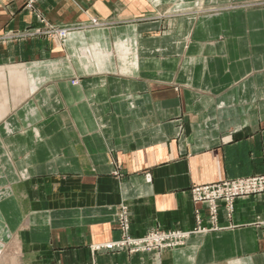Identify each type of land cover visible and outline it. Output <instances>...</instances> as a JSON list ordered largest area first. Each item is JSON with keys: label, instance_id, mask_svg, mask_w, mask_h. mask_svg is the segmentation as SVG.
<instances>
[{"label": "crops", "instance_id": "crops-1", "mask_svg": "<svg viewBox=\"0 0 264 264\" xmlns=\"http://www.w3.org/2000/svg\"><path fill=\"white\" fill-rule=\"evenodd\" d=\"M25 1L0 0V264H264L261 196L212 230L192 194L264 175V0H41L64 42ZM123 220L189 237L107 249Z\"/></svg>", "mask_w": 264, "mask_h": 264}, {"label": "rangeland", "instance_id": "rangeland-1", "mask_svg": "<svg viewBox=\"0 0 264 264\" xmlns=\"http://www.w3.org/2000/svg\"><path fill=\"white\" fill-rule=\"evenodd\" d=\"M40 1L41 0H26L25 1L24 8L26 10H28L29 12L34 13L37 16V19L41 23L40 27H36V28H33L32 30L27 31L28 33L26 35L29 36V37H37V36L49 37L51 39H57L60 42H64L67 39L68 35L70 34L72 28H69V27H56V26L49 25L45 21L43 16H41V14L38 13V4H39ZM235 2H237V1H235ZM245 2H246V0L240 1V3H245ZM229 3H231V2H227V4H229ZM9 67H12V65H7V64L1 65L0 64V75H2L1 76L2 80H0V82L1 83L3 82L4 85L6 84L5 87H3L2 85L0 86V93L4 92V96H5L4 100L5 101H11V99L9 97H7V95H6L7 94L6 93L7 84L8 83L12 84L13 82L16 83V81H13V80H10V79L4 80V78H8L9 77V75H8V73L10 72ZM259 178L264 180V175L247 177V178H239V179H234V180H225V181H222V182H219V183H215V184L196 186L195 188L192 189V194L194 196L195 201L197 203H202V204L206 205L207 216H208V219H209L210 224H211L210 228L212 230L216 229V227H217L220 204L224 205V207H225V209H226V211L228 213V216L231 217L233 212H234V204H235V201L237 199L244 198V197H249V196H261L263 198V202H264V190L260 191V192H256V193H251V194H248V195H245V196L236 197L232 201L231 205L225 199L220 200L218 202L217 215L216 214L214 215V211L211 209L210 200H208V199L205 200L204 199V201H198L197 198H196L197 196H196L195 192L198 189L211 188V187H214L216 185H221V184H225V183H233V182L238 181V180L259 179ZM201 213H202L201 210H198V212H196V216L199 217L197 219V230H195L196 232H199V231L200 232H204L205 230H209L210 229L207 226H204L203 220L201 218ZM215 217H216V219H215ZM125 221L126 220H123V230H125L124 237L121 240H119V241L113 242L114 245L119 243V244H121V246L115 245L113 248L110 249V248L107 247V249H109V250H113V249H116V250L130 249L132 252H138V251H147V252H149V251H156V250H162V249H172V248H176V247L184 245L185 241L189 237L187 235V237L183 238L181 242H178V243H176L174 245H171L172 241H168V242L164 243L165 245H168V244L171 245V247H160V246L155 247L150 242L149 238L151 237V235L154 236V235H158V234H164V235L169 236L170 234H173V233H178L179 234V233H187V232H180V231H174V232L152 231V232H149L148 234H146L143 237L133 238L128 233L127 223ZM258 226L262 230V234L264 236V219L258 224ZM134 240L140 241V243L139 244H130L129 243V241H133L134 242ZM113 243H110V244L113 245Z\"/></svg>", "mask_w": 264, "mask_h": 264}, {"label": "built area", "instance_id": "built-area-1", "mask_svg": "<svg viewBox=\"0 0 264 264\" xmlns=\"http://www.w3.org/2000/svg\"><path fill=\"white\" fill-rule=\"evenodd\" d=\"M264 190V180L263 179H247V180H238L233 183H225L221 185H216L211 188L198 189L195 194L198 201L210 200L211 209L214 211V215H217L218 211V202L222 199H225L230 205L234 198L239 196H245L251 193H256ZM225 197V198H224ZM227 198V199H226ZM216 219V217H215ZM188 235V234H187ZM187 235H182L181 233H173L169 236L164 234L151 235L150 242L155 247H171L178 242H181L183 238ZM172 241L171 245H165L164 243ZM135 242V243H134ZM129 241L130 244H139L140 241L134 240ZM121 246V244H115ZM109 245L108 248H113L115 246Z\"/></svg>", "mask_w": 264, "mask_h": 264}, {"label": "bare ground", "instance_id": "bare-ground-1", "mask_svg": "<svg viewBox=\"0 0 264 264\" xmlns=\"http://www.w3.org/2000/svg\"><path fill=\"white\" fill-rule=\"evenodd\" d=\"M181 234H182V235H187L188 233H181ZM113 244H114V243H113ZM110 245H111V244H110ZM108 246H109V245H108ZM108 246H107V247H108Z\"/></svg>", "mask_w": 264, "mask_h": 264}]
</instances>
